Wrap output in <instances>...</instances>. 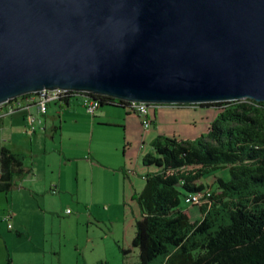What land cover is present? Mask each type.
Wrapping results in <instances>:
<instances>
[{
    "label": "water",
    "instance_id": "95a60500",
    "mask_svg": "<svg viewBox=\"0 0 264 264\" xmlns=\"http://www.w3.org/2000/svg\"><path fill=\"white\" fill-rule=\"evenodd\" d=\"M56 88L264 102V0H0V104Z\"/></svg>",
    "mask_w": 264,
    "mask_h": 264
},
{
    "label": "trees",
    "instance_id": "16d2710c",
    "mask_svg": "<svg viewBox=\"0 0 264 264\" xmlns=\"http://www.w3.org/2000/svg\"><path fill=\"white\" fill-rule=\"evenodd\" d=\"M71 94L64 104L77 101ZM89 95L100 107L130 106ZM199 105L220 110L207 134L194 140L159 135L154 150L143 156L146 167L156 168L134 194L140 208L133 239L137 264H264V102L246 98ZM31 173L23 156L0 147V193H10ZM198 193L204 194L196 204L203 218L193 220L181 205Z\"/></svg>",
    "mask_w": 264,
    "mask_h": 264
},
{
    "label": "rangeland",
    "instance_id": "374dc122",
    "mask_svg": "<svg viewBox=\"0 0 264 264\" xmlns=\"http://www.w3.org/2000/svg\"><path fill=\"white\" fill-rule=\"evenodd\" d=\"M77 105L86 111L79 102ZM155 107L160 108L159 127L158 119L155 118L157 125L154 124L153 131L147 139L135 119L136 115L131 119L129 128L125 130L122 127L126 114L118 109H109L108 117L105 118L107 120H103L104 123L99 122L93 131L87 120L83 119L78 123L73 118L68 120L66 113L62 116L63 122L66 121L63 138L67 156L89 152L109 166L124 163L132 179H126L123 184V181L110 175L113 173H108L100 175L98 179L96 176L93 181L91 167L82 165V161L79 173L76 162L64 164L62 203L51 206L16 204L25 211L24 217L30 231L28 233L25 229L24 235L13 244L17 264L138 263L139 250L133 246V239L136 235V221L140 217V208L133 196L134 180L137 183H145L143 177L139 175L142 166H145L143 156L154 150V141L159 135L194 140L202 134H207L210 125L220 113L216 106L152 104L149 109L153 117ZM32 109L34 115L44 119V114L37 107ZM14 115L22 119L21 113L17 112ZM56 119L59 122L58 116ZM111 120L117 124H105L108 123L105 121ZM137 122L140 129L137 128ZM20 125L26 130L25 124ZM37 126L38 134H45L44 124ZM6 133L9 134L8 130ZM47 134L48 145L41 143L39 152L24 156L25 165L33 169L31 175L44 173L45 180L59 177L61 171L59 155L54 151V147L58 146L59 137L53 139L49 132ZM45 149L48 151L45 152ZM99 151L103 152L104 156H101ZM50 161L54 164L52 173L47 166ZM150 168L153 171L156 166L151 165ZM119 175L121 176V173ZM208 181L212 183L214 177H210ZM124 190L125 196L122 199L124 202L118 204L116 198H119ZM0 196L4 201L5 194L0 193ZM92 196L98 199L97 204L99 202L101 204L100 207H95L96 218L89 219L87 216L89 210L83 205L78 210L75 200L77 197L90 199ZM181 207L191 214L193 220L203 218L200 206L183 201ZM68 209L71 214L68 213ZM35 211L36 215L32 216ZM79 211L83 213L80 217ZM124 248L130 251L125 253L122 251Z\"/></svg>",
    "mask_w": 264,
    "mask_h": 264
},
{
    "label": "crops",
    "instance_id": "0c3cea01",
    "mask_svg": "<svg viewBox=\"0 0 264 264\" xmlns=\"http://www.w3.org/2000/svg\"><path fill=\"white\" fill-rule=\"evenodd\" d=\"M77 101H70L67 104L60 103V102H52L48 106L47 112L43 116L44 120V128L43 133L45 134H38V131L30 134L27 131V121H26V114L25 111H19L21 113L22 119L16 117L14 114L5 118L3 121V128L0 131V147L6 146L10 148L13 152L25 156L27 154H36L39 152V146L41 143H45V145H48V140L46 139V135L49 132L51 137L53 139H56L59 137V143L58 146L54 147V151L58 153L59 155V164L61 167L60 176L57 178H49L48 180H45L44 173H39L38 175H28L20 184L19 187L15 188L10 193L5 194L4 201L1 200L0 196V216H4L5 214H12V223L13 228H9L7 223L5 221L0 222V264H7V259L9 256L12 257V264L16 263V253L15 249L13 247V244L16 240L20 239L25 232V229L28 230V233L30 232L28 229V222L25 220L24 213L25 211L22 210L21 206L18 207L16 204H49L50 206L57 203L63 202V179H62V167L64 164L68 162H76L77 163V170L78 173L80 171V163L82 161V165H88L91 167V175H93V181L94 178L97 179L100 177V175H106L108 173H113L110 175H113L116 179L119 181H123V184H125L126 179H132L130 171L128 167H125L124 163H118L116 165H106L97 157L90 154L89 152L83 153L81 155H66L65 151V141H64V130H65V122H63L62 116L66 113L67 119L73 118L75 122L81 121V120H87L89 124L92 127V131L95 130L96 125L99 122H103V120H107L105 118L108 117L109 109H118L123 111V113L126 114V117L124 119V126L122 127L126 130L129 128V125L131 124V119L134 118L137 119L139 122V126H141V129L144 133V136L146 139L150 136L151 132L153 131L154 124L157 122L158 119V127H159V112L160 108L155 107L154 108V116L149 112L150 116L154 120V124L150 130L145 132L142 127L141 119L140 117L132 111L129 107H121L116 105H105L100 107L95 114H90L87 111H83L79 108L77 105ZM33 111V109H32ZM56 116L59 117V122H57ZM9 118V121L7 119ZM157 118V119H155ZM108 123L105 124H117L112 123L115 122L113 120L111 121H105ZM110 122V123H109ZM119 122V121H116ZM138 122H137V128H138ZM21 123L26 125V130L22 129ZM157 125V123L155 124ZM157 127V126H156ZM140 129V127L138 128ZM8 130L9 134L6 133ZM140 131V130H139ZM145 139V140H146ZM146 142V141H144ZM143 142V143H144ZM48 150L45 149V152ZM99 154L101 156H104V153L99 151ZM25 163V160H24ZM48 168L50 169V172H54V164L53 162H49L47 164ZM151 168H148L146 166H142V172L139 173L140 176L143 177L146 175L147 172H149ZM109 171V172H107ZM85 172H83L84 174ZM121 173V176L119 175ZM118 177V178H117ZM145 183H137L134 180V194L141 192L144 188ZM54 187V188H53ZM55 190V191H54ZM126 190V189H125ZM125 190L124 193L121 194L119 198H116V201L118 204H122L124 202V196H125ZM134 198V196H133ZM121 200V201H120ZM135 200V199H134ZM98 199L92 196V198H79L77 197L75 200V203L77 204V209L80 210V207L83 205L85 206L89 212L87 216L89 217H95L96 213L95 207H100V202L97 204ZM110 204V203H108ZM116 204V203H115ZM48 209H50L48 207ZM70 210V209H68ZM80 212V211H79ZM71 214L72 212H68ZM83 214L80 212L81 216ZM36 215V211L33 213L32 216ZM138 219V218H137ZM32 240L33 237L31 236ZM125 238H127L125 236ZM126 250H129L128 248H124ZM12 250V251H11ZM123 250V249H122ZM130 251V250H129Z\"/></svg>",
    "mask_w": 264,
    "mask_h": 264
},
{
    "label": "built area",
    "instance_id": "2783aa9c",
    "mask_svg": "<svg viewBox=\"0 0 264 264\" xmlns=\"http://www.w3.org/2000/svg\"><path fill=\"white\" fill-rule=\"evenodd\" d=\"M70 92H74L71 94ZM70 96L73 100H79V103L84 106L86 111L90 114H95L101 103L98 99L91 97V92L86 91H74L70 89H44L36 93H29L17 98L10 99L9 101L0 104V131L3 128V121L5 118L13 115L19 111H25L26 121H27V131L32 134L38 130V124L43 125L44 120L38 118L33 114L32 108L37 107V109L45 114L48 110L49 104L52 102L63 103L62 99L65 96ZM151 104L146 102H130L129 108L134 111L141 119L142 127L145 132L150 130L154 124L153 118L150 116ZM44 128V127H43ZM55 191V190H54ZM203 193L191 194L187 197L186 201L191 205L200 204L203 202ZM70 212V210H68ZM5 221L8 227L13 228L12 214L8 213L4 216H0V222Z\"/></svg>",
    "mask_w": 264,
    "mask_h": 264
}]
</instances>
